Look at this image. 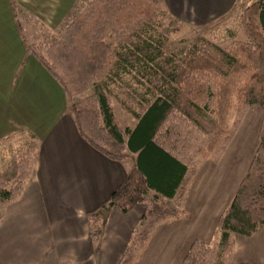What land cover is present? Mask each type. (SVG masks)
<instances>
[{"label":"trees","instance_id":"trees-1","mask_svg":"<svg viewBox=\"0 0 264 264\" xmlns=\"http://www.w3.org/2000/svg\"><path fill=\"white\" fill-rule=\"evenodd\" d=\"M164 0H86L57 32L26 50L61 87L78 135L103 157L130 160L124 182L89 216L100 247L111 208L146 209L118 264H134L153 232L189 218L181 208L196 160L218 162L250 107L263 110L258 148L217 222L215 245L194 242L181 264H220L233 235L264 227V0H250L239 22L245 41L220 46L182 40ZM16 17V15H15ZM135 120L121 128L112 103ZM235 114L227 126L230 112ZM9 157L0 167V207L19 199L33 177L36 136L19 129L0 139Z\"/></svg>","mask_w":264,"mask_h":264},{"label":"crops","instance_id":"crops-1","mask_svg":"<svg viewBox=\"0 0 264 264\" xmlns=\"http://www.w3.org/2000/svg\"><path fill=\"white\" fill-rule=\"evenodd\" d=\"M80 1L0 0V139L26 129L39 142L31 181L19 199L0 207V264H118L146 209L143 204L127 213L111 208L100 247H95L89 216L108 203L131 164L103 157L78 135L61 87L28 54L18 31L19 15H32L49 24V30L58 29L79 10ZM184 2L164 0L163 7L174 19L172 4L180 8ZM191 2L194 17L199 4ZM255 108L247 110L218 162L197 163L183 203L190 217L157 227L134 264H181L194 242H216L218 219L258 148L263 110ZM251 126L250 140L245 133ZM232 237L230 264H264V227L250 237Z\"/></svg>","mask_w":264,"mask_h":264},{"label":"rangeland","instance_id":"rangeland-1","mask_svg":"<svg viewBox=\"0 0 264 264\" xmlns=\"http://www.w3.org/2000/svg\"><path fill=\"white\" fill-rule=\"evenodd\" d=\"M84 1L86 0H81L78 3L77 7L79 9L82 7ZM182 1L183 2L185 1L184 2L185 7H182L181 5V7L179 8L175 3L172 4L174 11V13L172 12L173 13L172 17H175L173 20H176L180 25V30L172 34V40L176 44V46L179 45V43L182 40L195 41L197 38H204L206 40H210L211 42L219 44L220 46H227L233 40L235 41L246 40L243 29L239 22V16L242 13V11L250 4V0H198L199 6L196 8V13L194 17H191V15L189 14V10L192 6L191 0H182ZM208 15H212V17L208 19L207 18ZM19 18L17 17V20L21 26L22 29L21 32L27 44H34V43L36 44L41 40H44L45 38L53 35L59 29L58 28L55 30H49L48 29L49 27H47L49 26V24L47 25L46 23L36 19L32 15H24V16L19 15ZM190 19L193 20L194 23L193 26L189 23V21H191ZM112 108L115 118L121 128L133 127V125L135 124V120L129 115L128 112H126L121 106H119L115 102L112 103ZM255 109L260 110V108L257 107ZM250 116L252 117L253 115H251L250 113ZM234 117L235 114L233 111H231L227 119V126L229 128L232 126ZM253 128L254 127L251 126L250 128H248L247 132L245 133L246 137H248V139L250 140L252 137H254ZM244 146L245 143L240 145L241 152H244ZM243 154H246V152ZM249 155L250 154H248V156L244 160L248 161ZM8 159L9 157L7 155L6 150L4 148L3 149L0 148V167ZM199 161L202 160L198 159L195 161V163L197 164ZM126 162L130 164V160H127ZM245 171L246 170H244V174ZM185 195H184V200H185ZM181 210L185 214H187V212L183 210V205ZM217 235L218 234L216 233V235L213 236L212 239L214 240V238H216ZM215 243L216 242L213 241V243L210 245H215ZM228 260L229 257H221L220 264H230Z\"/></svg>","mask_w":264,"mask_h":264}]
</instances>
